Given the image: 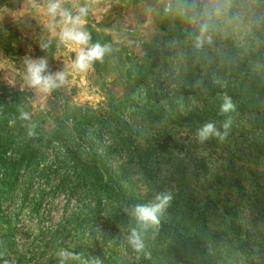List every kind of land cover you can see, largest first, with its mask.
<instances>
[{
  "label": "rangeland",
  "instance_id": "obj_1",
  "mask_svg": "<svg viewBox=\"0 0 264 264\" xmlns=\"http://www.w3.org/2000/svg\"><path fill=\"white\" fill-rule=\"evenodd\" d=\"M47 3L0 0V121H8L0 138L11 133L27 141L28 135L15 129L19 124L36 125L33 144L62 126L80 128L79 141L109 174L131 171L120 183L127 196L144 204L158 192L172 194L160 218L167 219L164 237L187 228L189 219L217 209L223 213L228 201L245 235L240 259L264 264V97L255 108H247V100L239 105L238 93H228L213 62L227 59L249 79L264 67V0H65L64 7L73 11L88 8L91 42L111 47L86 73L72 70L75 51L50 29ZM203 25L205 39L197 47ZM39 57L52 72L67 73L65 83L50 93L25 79V59ZM189 70L194 76L182 89ZM225 96L235 108L222 116ZM20 109L31 121L19 119ZM227 117L232 125L224 141L197 140L201 125L215 121L219 127ZM43 145L39 162L13 179L6 177L4 164L11 152H0V220L11 223L16 243L0 264H58L60 248L104 264L145 263L127 245L133 222L118 202L60 169L64 154L58 143ZM4 179L12 182L7 190ZM195 260L190 264H198Z\"/></svg>",
  "mask_w": 264,
  "mask_h": 264
},
{
  "label": "trees",
  "instance_id": "obj_2",
  "mask_svg": "<svg viewBox=\"0 0 264 264\" xmlns=\"http://www.w3.org/2000/svg\"><path fill=\"white\" fill-rule=\"evenodd\" d=\"M184 2L185 0H182V3ZM250 49L253 53V48ZM213 62L217 67V75L223 76V82L229 90L228 93H238L239 105H244L245 100H247L248 102L245 103L247 108L260 106L261 101L258 97H264V67L260 66L261 64L258 68L259 73L249 79V77H241L240 73L235 71L234 65H229L227 59H216ZM239 72H241V69ZM193 76L194 72L189 70L182 89L189 86L188 80ZM216 76L212 78L214 79ZM209 82L213 83L214 81ZM87 122V124H90V120ZM7 126L8 121L1 120L0 132H5ZM17 126L15 129L18 128L19 130L21 128L27 135V127L22 124ZM84 126L81 124V128ZM79 129L62 126L47 141H45V135H43L40 141H37V145L31 141L33 137L27 136V141L19 142L14 134L5 133L4 137L0 138V152L5 155L7 152H11L4 161V164H8L9 167L6 177L13 179L22 169H31L43 156L41 151L44 147L43 144L56 142L62 148L64 154L63 160L59 164L60 169H67L68 174L72 173L75 178L87 180L90 185L100 187L106 196V200L117 201L122 209L126 206L142 204L135 197L127 196L120 186V183L124 178H127V174H131V171L122 168L109 174L108 170L102 166L99 156L92 150L88 151L84 143L79 141L77 137ZM2 161L0 154V164ZM9 179H4L2 189L7 190L12 187V182ZM225 203L221 207L224 210L223 213H220L217 209V213L214 212L211 216L202 217L203 215H200L197 219H189L187 228H178L177 231L168 233L166 237H164L165 229L162 223L165 224L167 219L161 220V227L156 238L151 239L150 233L146 238L147 249L151 252V258L146 259V262L141 264H190L191 259H196L195 262L198 264H233L235 260L237 264L238 262L249 264L240 259L246 253L242 246L245 235L241 228V217L234 210L235 208L229 207L230 203L228 201ZM214 206L215 208L218 207V202H215ZM192 228H196V231H192ZM13 236L14 229L11 223L4 219L0 220V260L12 253L16 245ZM19 258L25 260L24 255H20Z\"/></svg>",
  "mask_w": 264,
  "mask_h": 264
},
{
  "label": "clouds",
  "instance_id": "obj_3",
  "mask_svg": "<svg viewBox=\"0 0 264 264\" xmlns=\"http://www.w3.org/2000/svg\"><path fill=\"white\" fill-rule=\"evenodd\" d=\"M65 0H48L47 15L51 18L52 23L49 25L59 41L75 51V58L72 61L71 68L75 72L86 73L96 62H103L104 57L111 51L110 45L101 44L100 42H91V34L86 30L88 8L86 6L71 8L64 7ZM167 11V9H165ZM59 32H56V28ZM207 31V25L201 28V35L196 38V46L200 47ZM211 42V37H207ZM48 47V44H42L41 48ZM26 82L30 87L37 89L42 93H50L52 90L61 87L65 81L67 73L64 70L52 72L45 57L26 58ZM216 83H219L216 81ZM234 104L230 97L225 96L220 106L219 114L227 116L234 111ZM19 119L22 121H31V114L23 109L19 110ZM15 123V121H11ZM231 117L221 121L219 127L217 122L208 121L196 130V138L200 143L210 139L224 141L231 129ZM29 137H35L36 125L27 124ZM173 196L168 191L158 192L148 203L134 204L123 208V212L130 217L133 225L130 227L126 236L127 245L137 254V259L141 255L145 259L151 258V252L146 246V238L151 233V239H155L161 227V217L166 213L172 202ZM55 256L58 264H104L99 257H86L83 253L60 248Z\"/></svg>",
  "mask_w": 264,
  "mask_h": 264
}]
</instances>
